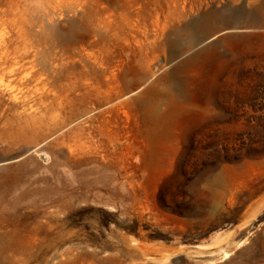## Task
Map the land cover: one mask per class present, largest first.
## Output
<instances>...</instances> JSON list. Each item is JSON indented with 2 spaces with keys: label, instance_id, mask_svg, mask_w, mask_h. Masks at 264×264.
Listing matches in <instances>:
<instances>
[{
  "label": "rangeland",
  "instance_id": "rangeland-1",
  "mask_svg": "<svg viewBox=\"0 0 264 264\" xmlns=\"http://www.w3.org/2000/svg\"><path fill=\"white\" fill-rule=\"evenodd\" d=\"M0 30V264H264V0H0Z\"/></svg>",
  "mask_w": 264,
  "mask_h": 264
},
{
  "label": "bare ground",
  "instance_id": "bare-ground-1",
  "mask_svg": "<svg viewBox=\"0 0 264 264\" xmlns=\"http://www.w3.org/2000/svg\"><path fill=\"white\" fill-rule=\"evenodd\" d=\"M70 1V0H69ZM56 2L57 3H61V0H56ZM72 2V1H71ZM70 2V3H71ZM65 3H67L66 1H65ZM68 4H69V2H68ZM250 12V11H249ZM257 14H260V13H257ZM203 16V15H202ZM217 16H219V15H217ZM215 17H216V15H215ZM201 18V17H200ZM204 18L206 19V20H208V19H210V15H205L204 16ZM201 19H203V18H201ZM228 20V19H227ZM250 20V19H249ZM202 22V21H201ZM194 23H196V22H194ZM233 24V23H232ZM248 24H250V23H248ZM194 25V24H193ZM245 25V24H244ZM204 26V25H203ZM247 26V25H246ZM199 27V26H198ZM197 27V28H198ZM194 28V27H193ZM204 28V27H203ZM206 28V27H205ZM194 34V33H193ZM201 36V35H200ZM187 41V40H186ZM188 44L189 43H191V42H187ZM188 46V45H187ZM186 47V46H185ZM15 53V51H14V49H13V47H11L10 46V44H9V41H7L6 43H5V41H4V37H3V33H2V30H0V55H2V56H8V55H10L11 54V56L13 55ZM11 61H13V62H11V64H10V68H9V70H8V72H6V73H14L15 72V70H14V68H13V65H14V63H15V61L13 60V57L11 58ZM6 73L5 72H1L0 73V84L1 85H3V87L4 88H6V89H9V90H13V89H16V90H13V91H11L10 92V96H11V98H13V99H17L18 97H19V95H20V91H21V89L18 87V88H16L11 82H10V80H4V78H5V76H6ZM21 73V75H20V78H21V83H23L22 82V80H24V84H31V83H33V84H31V87L30 88H32V92H33V94H36V93H38L39 92V96H38V98H39V100L40 101H42V98H43V95L41 94V92L42 91H38V90H40L41 89V87L40 86H38L40 83H42L43 82V74H45V71H44V69L41 67V68H39V70L38 71H32L30 68H27V67H25V68H22V72H20ZM152 90V88L151 89H147V91L148 92H151L152 94H156V92L154 93V92H152L151 91ZM45 94V93H44ZM148 94V93H147ZM46 95V94H45ZM159 97V96H158ZM197 247H203L204 245H196ZM228 253L227 252H225V256L227 255Z\"/></svg>",
  "mask_w": 264,
  "mask_h": 264
},
{
  "label": "trees",
  "instance_id": "trees-1",
  "mask_svg": "<svg viewBox=\"0 0 264 264\" xmlns=\"http://www.w3.org/2000/svg\"><path fill=\"white\" fill-rule=\"evenodd\" d=\"M126 231L137 234V220L133 219L131 228H125ZM149 238H156L157 236L149 235Z\"/></svg>",
  "mask_w": 264,
  "mask_h": 264
}]
</instances>
